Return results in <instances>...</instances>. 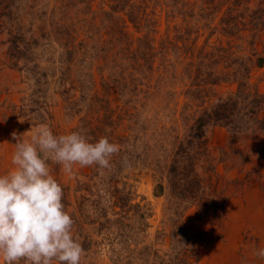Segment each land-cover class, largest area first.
<instances>
[{"label": "trees", "instance_id": "obj_1", "mask_svg": "<svg viewBox=\"0 0 264 264\" xmlns=\"http://www.w3.org/2000/svg\"><path fill=\"white\" fill-rule=\"evenodd\" d=\"M94 1L0 0L7 62L24 83L17 102L1 101L2 118L15 121L19 132L44 124L59 135L50 76L37 52L55 42L57 91L66 114L78 118L71 132L80 131L93 143L107 137L119 146L110 168L90 166L73 187L48 162L74 220L72 235L84 249L80 264L103 244L115 264H200L199 235L189 232L184 215L195 205L210 223L222 226L234 195L228 182L245 185L250 171L244 178L223 177L216 163L225 162L228 170L252 157L245 143L220 148L216 158L209 129L226 127L234 143L264 132V93L252 80L254 69L264 66L256 46L264 31V0H107L98 9ZM14 7L31 18L29 26L19 16L13 21ZM163 11L166 29L158 38ZM223 83L236 89L219 94ZM180 84L186 97L184 133L176 117ZM161 167L169 197L162 228L149 240L153 209L145 197L137 200L131 172L156 173ZM164 189L157 179L155 194Z\"/></svg>", "mask_w": 264, "mask_h": 264}, {"label": "rangeland", "instance_id": "obj_2", "mask_svg": "<svg viewBox=\"0 0 264 264\" xmlns=\"http://www.w3.org/2000/svg\"><path fill=\"white\" fill-rule=\"evenodd\" d=\"M106 2L107 0H95L94 7L98 9ZM16 7H14L12 14L13 21L19 16L24 18L25 24L29 26L31 18ZM181 22L182 18L178 15L175 18V23L180 25ZM165 29V12L163 11L158 38ZM4 38L5 34H0V103L4 99L17 102L21 96L20 89L24 87V83L21 82L22 74L20 71L8 65L7 45L2 42ZM256 46L257 51L264 55V31L258 36ZM37 52L41 65L47 70L51 80L49 97L52 101L54 130L59 135L69 134L72 127L76 125L78 118L66 114V103L57 91L58 87L55 84V80L60 75L59 47L55 42H51L40 47ZM252 80L258 83L259 89L264 93V66L254 69ZM235 89L236 84L234 83H223L217 86L218 93L223 95ZM178 91L180 93L176 107L178 111L176 114L177 128L178 131L184 133L187 121L182 118V110L186 100L184 93L181 92L183 91L182 84L178 87ZM18 128L19 126L15 121H4L0 112V175L5 174L13 167L11 156L15 151L14 144L17 141L12 134L21 136V140H30L35 131V128L30 127L19 132ZM240 138L242 139L234 143L233 134L226 127L220 125L212 126L208 132L209 146L216 158L220 156V148H230L232 144L245 145V143L252 150V157L239 168L236 166L228 170H226L225 162L216 163L217 170L223 177L244 178L250 171V178L245 185L228 182L234 195L228 203L226 219L222 226L210 223L206 217L200 214L195 205L190 207L184 215L189 232L192 235H199L197 239L201 253L200 264H264V258L256 256V252L260 248H264V189L262 187L264 184V132H253L248 140L245 137ZM229 164L227 163V165ZM259 167L261 168L259 169ZM56 168L60 179L71 187L75 185L78 174L90 172V167L81 168L78 165L73 167L71 173H66L61 165L56 164ZM160 170L155 173L152 169L144 168L141 171L131 172V176L137 178L135 181L138 193L137 200L145 197V201H148L153 209V213L149 217V240H154L157 230L162 228V219L169 197L166 170L162 167ZM157 179L161 180L165 186L164 192L158 195L155 194ZM71 196L73 197L72 193ZM97 249L95 252L90 251L88 253L85 264H115L110 259V254L104 244Z\"/></svg>", "mask_w": 264, "mask_h": 264}, {"label": "clouds", "instance_id": "obj_3", "mask_svg": "<svg viewBox=\"0 0 264 264\" xmlns=\"http://www.w3.org/2000/svg\"><path fill=\"white\" fill-rule=\"evenodd\" d=\"M12 135L17 141L13 167L0 175V264H80L84 249L72 235L74 220L48 162L61 165L66 173L75 165L107 169L119 146L107 137L90 142L80 131L57 136L44 124L30 140ZM256 256L264 258V248Z\"/></svg>", "mask_w": 264, "mask_h": 264}]
</instances>
